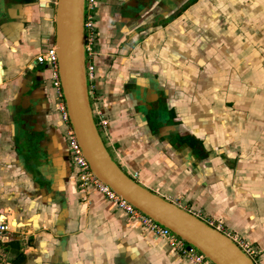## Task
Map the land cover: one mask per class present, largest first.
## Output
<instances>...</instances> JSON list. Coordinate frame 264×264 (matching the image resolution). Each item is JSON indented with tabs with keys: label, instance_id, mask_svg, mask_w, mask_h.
Returning <instances> with one entry per match:
<instances>
[{
	"label": "crops",
	"instance_id": "crops-1",
	"mask_svg": "<svg viewBox=\"0 0 264 264\" xmlns=\"http://www.w3.org/2000/svg\"><path fill=\"white\" fill-rule=\"evenodd\" d=\"M58 0H0V264H196L81 186L51 71ZM98 131L163 198L264 264V0H96Z\"/></svg>",
	"mask_w": 264,
	"mask_h": 264
},
{
	"label": "water",
	"instance_id": "water-1",
	"mask_svg": "<svg viewBox=\"0 0 264 264\" xmlns=\"http://www.w3.org/2000/svg\"><path fill=\"white\" fill-rule=\"evenodd\" d=\"M86 0H58L55 45L71 126L92 172L214 264H255L226 234L137 182L110 155L96 126L87 76Z\"/></svg>",
	"mask_w": 264,
	"mask_h": 264
},
{
	"label": "built area",
	"instance_id": "built-area-1",
	"mask_svg": "<svg viewBox=\"0 0 264 264\" xmlns=\"http://www.w3.org/2000/svg\"><path fill=\"white\" fill-rule=\"evenodd\" d=\"M95 2L96 0H86L85 6V38L87 55H92L93 47L96 42V32L94 29L93 18ZM32 65L45 66L51 71V86L56 99V107L60 113L63 124L66 126L65 137L69 147L70 159L81 186H93L96 190L104 194L106 198L117 208L126 212L131 218L138 220L146 231L168 240L172 246L177 247L180 252L188 256L196 264H214L203 253H201L195 247L190 246L186 241L172 232L169 228L161 225L157 221L145 215L123 197L118 195L113 189L103 183L92 172L70 123L59 74V61L55 42H53L46 50L39 52L35 56L34 63ZM89 69L92 68L87 67V76L89 75ZM132 178L135 179V177ZM213 227L230 237L239 246V248L247 256H249L255 264H257L260 251H258L257 248H255L249 241L243 237H238L234 234L227 233L221 224ZM7 228L8 227L6 224L0 222V232L6 231Z\"/></svg>",
	"mask_w": 264,
	"mask_h": 264
},
{
	"label": "rangeland",
	"instance_id": "rangeland-1",
	"mask_svg": "<svg viewBox=\"0 0 264 264\" xmlns=\"http://www.w3.org/2000/svg\"><path fill=\"white\" fill-rule=\"evenodd\" d=\"M90 12H91V11H90ZM89 18H91V17H89ZM90 55H91V54H90ZM90 55H89V56H90ZM92 71H93L92 69H89V75H88V77H89L90 80H93V75L91 74ZM56 110H57V112H59L57 108H56Z\"/></svg>",
	"mask_w": 264,
	"mask_h": 264
},
{
	"label": "flooded vegetation",
	"instance_id": "flooded-vegetation-1",
	"mask_svg": "<svg viewBox=\"0 0 264 264\" xmlns=\"http://www.w3.org/2000/svg\"><path fill=\"white\" fill-rule=\"evenodd\" d=\"M69 157H70V154H69ZM71 160V159H70Z\"/></svg>",
	"mask_w": 264,
	"mask_h": 264
}]
</instances>
